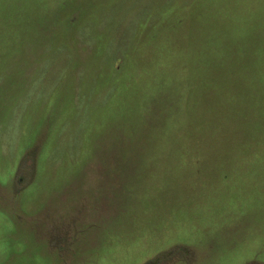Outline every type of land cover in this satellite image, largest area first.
I'll use <instances>...</instances> for the list:
<instances>
[{"label":"rangeland","instance_id":"obj_1","mask_svg":"<svg viewBox=\"0 0 264 264\" xmlns=\"http://www.w3.org/2000/svg\"><path fill=\"white\" fill-rule=\"evenodd\" d=\"M0 264H264V0H0Z\"/></svg>","mask_w":264,"mask_h":264}]
</instances>
